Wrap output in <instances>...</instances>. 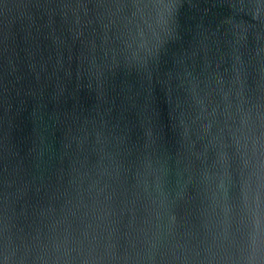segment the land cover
Returning a JSON list of instances; mask_svg holds the SVG:
<instances>
[{"label": "water", "instance_id": "obj_1", "mask_svg": "<svg viewBox=\"0 0 264 264\" xmlns=\"http://www.w3.org/2000/svg\"><path fill=\"white\" fill-rule=\"evenodd\" d=\"M0 264H264V3L0 0Z\"/></svg>", "mask_w": 264, "mask_h": 264}, {"label": "snow or ice", "instance_id": "obj_2", "mask_svg": "<svg viewBox=\"0 0 264 264\" xmlns=\"http://www.w3.org/2000/svg\"><path fill=\"white\" fill-rule=\"evenodd\" d=\"M172 2H175V0H172ZM261 3H264V0H261Z\"/></svg>", "mask_w": 264, "mask_h": 264}]
</instances>
